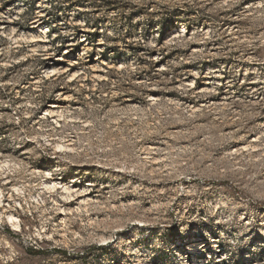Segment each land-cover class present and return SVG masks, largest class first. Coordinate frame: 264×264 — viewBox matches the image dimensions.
<instances>
[{"label": "rangeland", "instance_id": "rangeland-1", "mask_svg": "<svg viewBox=\"0 0 264 264\" xmlns=\"http://www.w3.org/2000/svg\"><path fill=\"white\" fill-rule=\"evenodd\" d=\"M3 20L0 264H264V0H3ZM41 31L49 52L16 41Z\"/></svg>", "mask_w": 264, "mask_h": 264}, {"label": "bare ground", "instance_id": "bare-ground-1", "mask_svg": "<svg viewBox=\"0 0 264 264\" xmlns=\"http://www.w3.org/2000/svg\"><path fill=\"white\" fill-rule=\"evenodd\" d=\"M2 1L3 0H0V5H1ZM19 6H21V5L18 4V5H16L13 8L16 9ZM11 10H12L11 8L8 9L9 15H10ZM40 17L43 18L44 15H41ZM42 23H43V21H41V20L38 21L37 20V23L35 22L34 25H37V24L38 25H42ZM0 25H1V29L4 32H6L7 29L13 25V23L11 21L7 22V21L3 20V22H1ZM45 35L47 36V31H45V32L41 31V32L35 33V34L31 35V36H23V37L17 38L16 41H17V43H19L20 40H26V41H29L30 43H32L33 45L36 44L37 46L44 47L45 50L49 52L50 48H49V45L47 44V41L45 39ZM59 60H63V59H59ZM70 70H71L70 68H63V69H60V68H49V69L46 70L45 75H46V77H54V76L59 75L60 73H67ZM95 71L100 72L101 70L95 69ZM75 76L76 75L74 74L73 77H75ZM207 85H208V83L206 84V87H203V88L200 89L199 93L209 92V87ZM154 100H156L155 97H152L151 101H154ZM211 102L212 101L209 100L208 104H210ZM46 112L51 117H55L56 115L62 114V112L60 113L59 107L57 105L52 106L51 109L47 110ZM253 143H257V140L254 139ZM252 146L254 148L257 147L256 144H254ZM58 148L63 149V148H65V146L58 145ZM7 165L6 164L0 165V171L3 172L4 174H6V166ZM57 171L58 170H55V172H57ZM51 179L52 178L49 176V178L46 181H44V188L49 194L54 195L59 190H62V191H64V193L70 195L71 198L75 197V195H77L76 198H74L73 200H71V201L66 203V206L68 208L72 207L73 204L76 203L79 200H81V203H84L85 205L89 202V199H87V198L89 197L90 194L89 195L88 194L81 195L80 194L81 192H79V189H78L79 186H76V185H74V186H70L69 185L68 186L67 184L63 185L61 183L53 182V180H51ZM14 190L19 192V189H17V188H15ZM1 195H3L2 191H1ZM1 207H2V205H0V208ZM60 209H61L60 215H65L66 216L65 213L67 212V210L65 208H62V207ZM0 220H2V214L1 213H0ZM6 221H7L8 224H10V225L12 224L14 226V230L15 231H17V232L21 231V224H20L19 220L16 219L13 215H10V216L6 217ZM201 248H202L201 251L207 250V246L201 247ZM214 248H217V245H215ZM143 264H144V262H143Z\"/></svg>", "mask_w": 264, "mask_h": 264}, {"label": "built area", "instance_id": "built-area-1", "mask_svg": "<svg viewBox=\"0 0 264 264\" xmlns=\"http://www.w3.org/2000/svg\"><path fill=\"white\" fill-rule=\"evenodd\" d=\"M45 19H47V17H46V15H44V17L43 18H39V20H41V21H43V23H42V25L45 23L44 22V20ZM45 26L46 27H48V23H46L45 24ZM45 29H47V28H45ZM48 29H49V27H48ZM50 30V29H49ZM50 32V31H49ZM50 33H52V32H50ZM48 34V33H47ZM201 252V251H200ZM204 254H206V255H204V256H200L198 259H196V260H194V257H192V256H190L188 253L185 255V264H203L201 261H203V260H206V259H204V258H207V257H211L212 255H211V252H203ZM200 255V254H199ZM198 255V256H199ZM200 261V262H199Z\"/></svg>", "mask_w": 264, "mask_h": 264}, {"label": "trees", "instance_id": "trees-1", "mask_svg": "<svg viewBox=\"0 0 264 264\" xmlns=\"http://www.w3.org/2000/svg\"><path fill=\"white\" fill-rule=\"evenodd\" d=\"M52 23H48V26H51Z\"/></svg>", "mask_w": 264, "mask_h": 264}]
</instances>
